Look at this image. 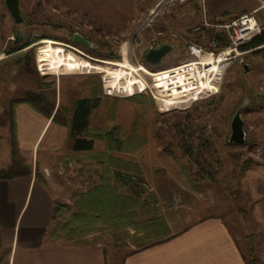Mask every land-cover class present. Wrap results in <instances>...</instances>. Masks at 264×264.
<instances>
[{"label": "rangeland", "instance_id": "rangeland-1", "mask_svg": "<svg viewBox=\"0 0 264 264\" xmlns=\"http://www.w3.org/2000/svg\"><path fill=\"white\" fill-rule=\"evenodd\" d=\"M157 1L18 0L22 22L16 24L0 0V157L11 154L13 103L39 95L51 115L58 109V122L70 118L77 98L97 96L85 133L93 139L91 149L72 152L67 137L53 154L38 153L36 177L43 179L41 163H47L49 172H42L55 194L56 229L78 237L96 233L106 264H122L129 252L218 215L246 262L264 264V45L231 52L216 93L165 111L150 86L116 96L104 91L101 73L38 71L36 49L43 39L70 45L95 63L120 60L123 44L136 67L152 71L184 62L187 43H205L212 32L192 30L203 21L202 3L175 4L143 25ZM204 2L207 19L216 23L254 1ZM75 32L94 46L74 43ZM160 42L173 49L147 63L148 47ZM242 104L245 139L230 143V121Z\"/></svg>", "mask_w": 264, "mask_h": 264}, {"label": "crops", "instance_id": "crops-1", "mask_svg": "<svg viewBox=\"0 0 264 264\" xmlns=\"http://www.w3.org/2000/svg\"><path fill=\"white\" fill-rule=\"evenodd\" d=\"M253 1L237 11L254 12L257 22L264 24V0ZM260 11H263L262 19L258 15ZM13 122L18 153L30 172L0 178V264H106L103 245L94 241L96 233L78 237L72 231L56 229L55 194L48 174L42 172H49L47 163H41L43 179L38 181L36 177L39 151L53 154L65 146L68 126L53 122L52 115H43L28 103L13 107ZM10 162L11 154L7 151L0 157V169L8 167ZM259 213L264 215V204ZM122 264L247 262L224 220L210 214L159 242L129 252Z\"/></svg>", "mask_w": 264, "mask_h": 264}, {"label": "bare ground", "instance_id": "bare-ground-1", "mask_svg": "<svg viewBox=\"0 0 264 264\" xmlns=\"http://www.w3.org/2000/svg\"><path fill=\"white\" fill-rule=\"evenodd\" d=\"M126 47L123 44L120 60L95 63L78 54L70 45L43 39L36 49V65L43 75L101 73L104 91L116 96H129L150 86L157 106L165 111L185 107L193 99L216 93L223 69L227 65L225 54L230 52L228 49L218 57L212 54L201 55L200 61L208 65L207 69L201 70L192 64L155 72L142 65H132ZM142 75L149 76L150 82Z\"/></svg>", "mask_w": 264, "mask_h": 264}, {"label": "built area", "instance_id": "built-area-1", "mask_svg": "<svg viewBox=\"0 0 264 264\" xmlns=\"http://www.w3.org/2000/svg\"><path fill=\"white\" fill-rule=\"evenodd\" d=\"M189 1L190 0H158L149 10L147 18L143 21V25H149L154 21L156 17L161 15L166 9L172 8L175 4H184ZM200 1L202 3L203 21L201 24L196 25L192 30L195 32H199L202 30V28L207 29L208 27H211V35L208 36L205 43L199 41H189L187 43V46L185 47V54L189 58L184 62L166 68L156 69L155 72L166 71L174 67L176 68V66L180 65L186 66L192 64L196 65V67L201 70L203 68L207 69L208 65L202 64L200 61L201 55L212 54L218 57L219 55L226 53V51L229 49V54H225L226 58L231 54V52L236 51V49L241 44L258 35L262 30V27L255 18L254 12L242 13L223 22H210L205 14L204 0ZM160 45L161 43L152 44L148 47L147 51L151 48H157ZM38 71L41 74V71L39 69ZM146 88H144L143 90H145Z\"/></svg>", "mask_w": 264, "mask_h": 264}, {"label": "trees", "instance_id": "trees-1", "mask_svg": "<svg viewBox=\"0 0 264 264\" xmlns=\"http://www.w3.org/2000/svg\"><path fill=\"white\" fill-rule=\"evenodd\" d=\"M225 43V42H224ZM264 45V30H262L258 35L252 37L250 40L241 44L238 48L240 50H247L251 48H256L258 46ZM264 47V46H263ZM261 47V48H263ZM30 95V94H29ZM27 100H21L19 102L13 103L12 107L16 104L25 101L32 105V107L39 113L50 116L52 113V108L47 106L41 96L31 94L27 97ZM97 96H87L79 97L73 102L72 113L69 119L62 118L60 121H56V115L58 109L52 115V121L59 123L61 125L68 126V138L72 142V150H89L92 148L93 139L85 136V133L89 126V117L92 111L96 108L98 104ZM13 137L14 141L11 145V163L5 169H0V178L9 179L16 176L26 175L30 172L28 165L21 159L19 153L15 150V125L13 122ZM161 241V240H160ZM144 246L139 247L143 248ZM248 264V263H247Z\"/></svg>", "mask_w": 264, "mask_h": 264}, {"label": "water", "instance_id": "water-1", "mask_svg": "<svg viewBox=\"0 0 264 264\" xmlns=\"http://www.w3.org/2000/svg\"><path fill=\"white\" fill-rule=\"evenodd\" d=\"M5 5L13 18L14 22L16 24H19L22 22V16L19 10V4L18 0H4ZM21 39V34L19 31H17V35L15 38V42H19ZM72 41L77 44H81L85 47L92 48L94 44L90 41H88L84 35H82L79 32H75L72 35ZM262 46H258L257 48H260ZM173 49V44L165 43L157 48H151L144 54V59L148 63H158L161 58L171 51ZM244 107V104L240 105L237 110L235 111L234 115L231 118L230 121V134L228 137V141L230 143L234 144H242L245 139V131L243 128V120L241 118V111Z\"/></svg>", "mask_w": 264, "mask_h": 264}, {"label": "flooded vegetation", "instance_id": "flooded-vegetation-1", "mask_svg": "<svg viewBox=\"0 0 264 264\" xmlns=\"http://www.w3.org/2000/svg\"><path fill=\"white\" fill-rule=\"evenodd\" d=\"M160 43H161V45H162V44L169 43V42H164V43H163V42H160ZM169 44H171V43H169ZM161 45H160V46H161ZM144 60H145V59H144ZM145 61H146V60H145ZM146 62H147V61H146ZM147 63H148V62H147Z\"/></svg>", "mask_w": 264, "mask_h": 264}]
</instances>
